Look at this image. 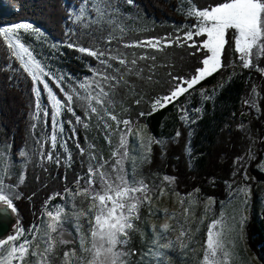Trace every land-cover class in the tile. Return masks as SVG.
<instances>
[{
	"label": "trees",
	"instance_id": "1",
	"mask_svg": "<svg viewBox=\"0 0 264 264\" xmlns=\"http://www.w3.org/2000/svg\"><path fill=\"white\" fill-rule=\"evenodd\" d=\"M82 1L0 0V27L30 22L66 46L63 60L71 79L68 78L67 85L62 88L73 96V101L66 104V98L54 87L65 107H71L75 113L66 110L65 120L69 124L74 125L77 116L83 119L88 113L87 102L83 99L88 96L79 90L76 82L85 85L91 95L95 88L102 87L108 93L107 99L115 103L134 94L137 100L126 110V116L130 121L142 122L155 140L150 145L144 171L174 178L173 186L182 195L197 191L201 197L224 200L225 184L231 178L235 160L250 145V133L261 140V148L256 151L253 164L264 151V75L254 69L242 68L229 73L230 62H238L233 35L229 32L221 58L223 66L194 86H215V96L201 104L200 116L193 124L186 126L176 110L183 96L154 112L151 105L157 98L170 93L178 82L174 78L189 80L196 75L197 69L202 67L204 51L183 45L180 49L159 53L126 45L147 38L173 36L176 29H193L195 18L186 16L180 10L179 0H133L132 4H128L127 0H118L126 12L122 20L125 29L120 32L111 23L117 16L107 3H100L106 10V16L102 19L95 16L76 21L75 15L70 16L69 13L78 11ZM190 1L200 10L220 2ZM97 20L98 23L94 22ZM137 26L140 29H136ZM194 39L200 43L204 36ZM69 44L73 47H68ZM79 47L104 52L111 67L81 53L77 50ZM120 59L126 63L120 64ZM133 60L135 64H132ZM260 69L264 70V62ZM253 87L258 92V114H253L245 105ZM46 112V119L41 113L36 115L32 80L7 50L0 36V145L8 146L12 160H19L21 151L26 152L28 157L24 181L17 189L18 197L13 200L17 228L25 232H30L44 207L58 203L59 195L73 183L78 172L83 171L78 163V159L82 160L83 157L78 158L76 153L77 147H84L83 133L78 127L75 134L69 132L78 145L70 144L75 151V165L71 170L56 169L52 165L44 168L38 166L41 143L46 145L44 127L50 123L51 112ZM242 121H246L244 130L241 128ZM187 147L190 148L192 162L186 155ZM249 173L257 180L264 181V175L252 166ZM262 218L264 220V210ZM245 238L249 251L261 260L263 221L250 220L245 227Z\"/></svg>",
	"mask_w": 264,
	"mask_h": 264
},
{
	"label": "rangeland",
	"instance_id": "2",
	"mask_svg": "<svg viewBox=\"0 0 264 264\" xmlns=\"http://www.w3.org/2000/svg\"><path fill=\"white\" fill-rule=\"evenodd\" d=\"M179 1L180 10L188 16V9L195 5L190 0ZM110 5L113 7V14L117 16L115 19L111 20V23L121 32L125 29L122 20L125 18L126 12L122 10L118 0H111ZM85 7L86 14L83 18L92 19L97 16L93 10L92 0H89ZM100 7L102 6L100 5ZM75 13H78V11ZM189 17L195 18L193 16ZM32 25L34 29H39L34 24ZM136 29L140 28L137 26ZM39 30L43 35L31 29L27 32L23 29L17 31L20 35L21 42L29 48L32 56L40 62L46 72L51 74L53 79H50L48 76L43 77V79L49 83V86L52 88L57 98L61 100L57 91H55V87L61 92L60 89L62 86L67 85V79H71L66 63L63 60L65 56L64 48L66 46L47 36L41 29ZM180 30L181 29H176L173 36H164L159 39H142L130 45H132L131 47L133 48H139L141 50L165 53L172 49H180L183 45L188 46L192 44L193 41L184 43L183 39H181L179 44L176 43L177 37L183 38L185 33L189 31ZM190 30L195 29L193 27V29ZM204 39H206L205 36ZM148 40H159L160 43L156 47H152L147 43L141 44V42H146ZM193 40L195 41L194 38ZM200 43L196 42L197 46ZM138 44H140V46H136ZM53 45H55V47H53ZM84 54L88 55L87 53ZM236 54L238 62L234 60L230 62L228 66L230 74L242 68L254 69L256 72H261L262 75H264V70L260 69L261 64L264 62V55L253 56L252 66L244 68L239 59V53L236 52ZM144 56L145 55H142V57ZM91 57L99 60V62L101 60L107 61L105 56L99 59L93 56ZM104 65L107 66L108 63ZM60 77H63V79L60 80ZM56 80H59L60 87L56 86L54 82ZM174 81L177 80L174 79ZM76 83L79 90L89 96L88 89L86 87L82 88L80 86L81 83ZM194 86L180 95L183 96L184 99L182 102H179L180 104H178L176 109L179 119L186 126H190L196 121V118L201 114V104L205 101L212 100L217 90L215 86L209 88H195ZM37 87L41 89V93L39 97L34 93L36 115L38 116L41 113L44 119H46L48 118V113L45 115V112L47 110L51 112L50 123L44 127V141L46 145L44 146L41 143L38 166L44 168L48 165H52L56 169L66 168L67 170H71L75 165L73 157L75 151L70 147V144H74L75 147L78 145L75 144V139H71L69 132L75 134V129L78 127L83 133L84 147H77L76 153L78 158L81 156L83 157L82 160L78 159L79 168H82L83 171H79L73 183L59 195L58 203H50L44 207L31 227L30 232L23 231V234L13 243L18 246L19 244L25 243V241H30L31 243L26 245L29 248V253L32 251L43 253L48 242V236L45 233L47 231L46 225L49 222V217L46 213L48 211L55 213L57 207H59L63 209L62 217L66 215L68 219L62 222V226L58 228L57 232L51 233L53 240L56 241V246L54 250L48 254L49 264H63V253L71 249L77 250V256L84 255L85 258H87V254L80 252L79 237L81 234H88L89 218L81 217L77 221L73 214L81 210L87 211L90 201L82 196L73 197L68 190L72 192L77 190L76 181L78 179L80 181V188L87 186L86 182L90 166L96 169L103 164L104 167L100 170L115 176L116 173L112 171L113 166H115L117 160H121L124 173L127 177L129 179L134 177L136 180H144L150 188L149 195L152 198L151 204H144L140 207V218L134 221L135 230L130 232L129 243L124 246L125 251L133 253L123 257V259L127 261V264H200L204 254V244L207 238L208 225L212 223L213 220L220 219L221 216H223L224 221L228 225L232 226H238L241 217L245 218L246 221L242 229L237 227V230L232 232L229 236L230 242L228 247L232 252L231 264H264V247L261 251L262 259L260 260L249 251L245 238V227L252 219L255 221H263L264 230V220H262V211L264 210V181L257 180L249 173V169L252 166L254 170L264 175V151L260 159L253 164L257 156L256 151L261 148V140L259 138L251 133L249 134L250 145L243 155L234 162L231 178L225 184L226 197L224 200L216 201L210 197H201L197 191L182 195L176 191L172 182L169 183L164 180L162 174L145 172L143 169L148 162L150 145L155 142V140L148 134L142 122L130 121L126 116V110L137 100L134 94H131L126 100L118 103L111 102L104 97H101L104 99L103 105L96 104L95 100H93L92 106L97 109V112L92 113L90 108H88V113L83 119H80L82 122L77 123L75 119L74 125L69 124L65 120L67 108L62 107L60 109V115L57 117L58 124L54 127L52 123V114L55 109L53 108L47 92L43 90V84L38 83ZM98 92L99 89L95 88L92 92V96H95ZM61 93L65 97V92L63 91ZM257 99L258 92L257 89L253 87L245 100L247 109L251 110L253 114L259 113ZM175 100L173 102H175ZM37 101L40 104L39 108L36 107ZM107 113L115 115L117 119L112 120ZM125 120L130 121V123L125 125L122 123V121ZM245 122L246 121H242L241 123V128L243 130L247 127ZM85 124H87V127L84 126ZM61 126L63 131H60ZM53 135L56 136L55 146H53ZM122 138L124 141L123 147L121 146ZM149 138L152 140L151 143H149ZM22 152L24 153L23 156L21 155ZM125 153L126 155H124ZM190 153V148L187 147L186 155L189 162H192ZM49 156H51V159H49ZM27 162L28 157L26 152L21 151L20 159L15 161L12 160L9 155L8 146L0 145V181L3 182L4 192L8 194L12 200L18 197L19 193L17 189L24 181V171ZM241 188H247L249 190L247 196L239 191ZM161 190L164 191L163 196L159 195ZM181 199L184 200L183 205L179 203ZM185 208L188 209L187 213L184 211ZM165 223L170 225L167 231L162 229V225ZM77 224L80 225L79 231L77 230ZM18 229L17 227L13 228L9 235H15ZM181 231L186 232L187 235L181 237ZM61 233H64L63 237ZM61 238L69 240V243L60 244L59 241ZM169 242L172 243L171 248L159 246ZM182 244L186 246H182ZM37 245L39 247H37ZM157 253L159 255H157ZM38 259V256L29 254L22 262L14 260L12 264H36ZM72 264H80V261L74 258Z\"/></svg>",
	"mask_w": 264,
	"mask_h": 264
},
{
	"label": "snow or ice",
	"instance_id": "3",
	"mask_svg": "<svg viewBox=\"0 0 264 264\" xmlns=\"http://www.w3.org/2000/svg\"><path fill=\"white\" fill-rule=\"evenodd\" d=\"M89 0H83L80 5L78 13H69V15H75V20L80 21L86 14V5ZM93 10L96 15L101 19L106 15V10L100 7V3L111 4V0H92ZM128 4H132L133 0H127ZM188 16L196 18L195 30H189L185 33L184 37H177L176 43L179 44L181 39L184 43L187 41H193L189 47H197V51H204L205 58L202 60L203 67L197 69V74L189 80L183 78H174L178 82L174 85L173 89L166 96L157 98L152 104V111H156L157 108H163L167 104L172 103L180 95L187 92L195 84L199 83L206 76L211 75L213 72L219 70L222 64V54L227 43L226 36L230 30L234 40V51L239 53V59L242 62L244 68L252 66L253 56L264 55V0H220L219 3L203 10L195 8H189L187 11ZM99 22V20L94 21ZM23 29L25 32L33 30L40 33L39 29H34L30 23H17L11 27H0V36L3 37L4 44L7 45V50L11 52L12 56L20 62V67L25 73H27L34 84L33 92L37 97L40 96L41 89L35 86L37 83L43 84V90L47 92L48 97L53 105L55 111L52 114V123L55 127L58 124L57 117L60 115V109L65 107V103H62L53 92L49 83L43 79L48 76L53 79L51 74L46 72L33 56L28 47L20 40V35L17 30ZM199 36H205L198 46L193 38ZM111 42V38L109 39ZM147 43L152 47L159 45V40H148L141 42V44ZM132 46V45H126ZM140 46V44L136 45ZM55 47V45H53ZM68 47H73L69 44ZM78 51L81 53H87L90 56L99 59L104 56L105 53L98 50H91L84 47H79ZM27 56V60H25ZM116 59V57H111ZM102 64H106L107 61L101 60ZM120 64H125L124 59L119 60ZM136 61L133 60L132 64ZM111 67V65H108ZM63 77H60L62 80ZM105 80L108 77H104ZM112 79H116L113 77ZM57 87H60L59 80L54 81ZM186 85V86H185ZM82 88L85 85H80ZM99 87V85H97ZM64 91L63 88L60 89ZM108 93L104 91L102 87H99V92L92 96L83 99L87 102V108H90L92 113H96L97 109L92 106V101L95 100L96 104L103 105L104 99L107 98ZM66 104H70L73 101L71 94L65 93ZM139 103V101H137ZM36 107L39 108L40 104L37 101ZM67 111L72 112L71 107H67ZM75 114V113H73ZM112 120H116L115 115L107 113ZM151 114V113H150ZM47 115V112H45ZM144 115V113H141ZM76 122L81 123L80 117H76ZM125 125H128L130 121H122ZM87 127V124L84 125ZM60 131H63L62 126ZM179 135V133H177ZM53 146H55L56 136L53 135ZM152 140L149 138V143ZM124 141L121 140V146L123 147ZM23 156L24 153L22 152ZM115 155V154H114ZM126 155V153L124 154ZM51 159V156H49ZM70 159V156H69ZM94 159V157H93ZM119 166V167H117ZM104 165H100L99 168L88 169V179L86 187L80 188L79 179L76 181L77 190L72 192L68 190L70 195L82 196L90 201L87 211L81 210L78 213H74L77 221L81 217H88L89 231L87 235L81 234L79 237V248L81 253L87 254V258L84 255L77 256V250L71 249L63 253V264H72L73 259H78L80 264H127V261L123 259L128 255H131L130 251H125L124 246L129 243L130 232L134 231V221L138 220L140 207L144 204H151L152 198L149 195L150 188L144 180H136L134 177L129 179L124 173L122 167V161L117 160L112 171L116 173L115 176L108 172L101 171ZM165 181L169 183L174 182V178L164 177ZM245 196L248 195L249 190L247 188H241L239 190ZM59 195V194H57ZM160 196L164 195V191L161 190ZM194 202V201H193ZM246 202V201H245ZM183 205L184 200L179 201ZM0 206L5 209H10L12 212L16 211L13 204V200L8 194L4 192L3 182L0 181ZM166 211V210H165ZM185 213L188 209H184ZM63 209L57 207L56 212L48 211L46 215L49 217V222L46 225V235L48 236L47 247L43 253L32 251L29 253L30 241L19 244L18 246L13 243L20 235L23 234V229H18L15 235H9L6 238H0V264H12L14 260L23 261L29 254L38 256L39 259L36 264H49L48 254H50L55 246L56 241L53 240L51 233L57 232L58 228L62 226V222L67 220L68 217L64 215L62 217ZM235 219V218H233ZM245 218L241 217L238 226L228 225L223 216L218 220H213L207 228V238L204 244V254L200 261V264H231L232 252L228 247L229 236L232 232L243 228ZM170 225L165 223L162 225L164 231L169 230ZM80 225L77 224V230L79 231ZM64 233H61L63 237ZM187 235L186 232L181 231L180 236ZM60 244H67L69 240L61 238ZM7 246V247H5ZM163 248H171L172 243L169 242L164 245H159ZM182 246H186L183 245ZM37 247H39L37 245ZM157 255H159L157 253Z\"/></svg>",
	"mask_w": 264,
	"mask_h": 264
},
{
	"label": "water",
	"instance_id": "4",
	"mask_svg": "<svg viewBox=\"0 0 264 264\" xmlns=\"http://www.w3.org/2000/svg\"><path fill=\"white\" fill-rule=\"evenodd\" d=\"M17 62L20 66V63L18 60ZM29 78L31 79L30 76ZM33 87H34V84H33ZM16 227H17V219L14 215V212H12L10 209H5V207L3 206H0V238H6L12 232L13 228H16Z\"/></svg>",
	"mask_w": 264,
	"mask_h": 264
},
{
	"label": "bare ground",
	"instance_id": "5",
	"mask_svg": "<svg viewBox=\"0 0 264 264\" xmlns=\"http://www.w3.org/2000/svg\"><path fill=\"white\" fill-rule=\"evenodd\" d=\"M25 60H27V56H25ZM20 63V62H19ZM36 86H38V83L36 84Z\"/></svg>",
	"mask_w": 264,
	"mask_h": 264
}]
</instances>
